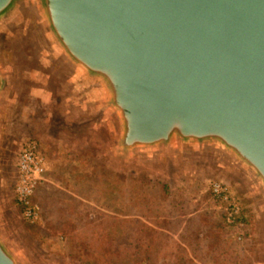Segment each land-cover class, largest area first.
<instances>
[{
    "label": "water",
    "instance_id": "1",
    "mask_svg": "<svg viewBox=\"0 0 264 264\" xmlns=\"http://www.w3.org/2000/svg\"><path fill=\"white\" fill-rule=\"evenodd\" d=\"M24 20L94 95L121 157L221 153L264 198V0H0V144L3 36ZM0 264H28L1 218Z\"/></svg>",
    "mask_w": 264,
    "mask_h": 264
},
{
    "label": "rangeland",
    "instance_id": "2",
    "mask_svg": "<svg viewBox=\"0 0 264 264\" xmlns=\"http://www.w3.org/2000/svg\"><path fill=\"white\" fill-rule=\"evenodd\" d=\"M3 40L13 79L0 144V218L28 264H90V257L73 245L77 235L92 233V240L101 245V231L117 215L110 211L108 199L96 190L100 181L98 185L90 176L96 166L106 174L145 173L154 181L169 183L180 196L173 224L180 231L189 228L191 238L201 234L202 244L195 247L197 254L193 252L198 264H264V198L257 184L237 165L221 153L208 151L121 157L115 149L113 128L98 114L94 95L57 59L36 23L22 21ZM34 141L55 163L54 171L35 193V204L40 207L37 220L43 219L38 227L30 226L37 220L27 216L25 206L17 203L20 200L16 193L19 160ZM87 161L94 162L95 167H88ZM60 168L65 176L55 173ZM216 183H224L233 191L235 202L230 209L237 204L249 217V222L243 224L229 220L230 209L227 214L228 226L243 224L235 235V245L245 251L240 257L224 242L230 236L227 229L221 230V226L227 228L221 216L224 197L215 194ZM170 207L167 203L161 208L172 214ZM129 211L133 212L125 218L133 220L120 224L138 230L141 224L135 221L139 216L134 208ZM164 211L158 213L162 214L158 218L166 221L162 228L166 231L174 221L169 219L171 216L165 217ZM63 215L67 220L62 219ZM69 227L79 231L73 238L64 233ZM159 258L153 262L173 260Z\"/></svg>",
    "mask_w": 264,
    "mask_h": 264
},
{
    "label": "trees",
    "instance_id": "3",
    "mask_svg": "<svg viewBox=\"0 0 264 264\" xmlns=\"http://www.w3.org/2000/svg\"><path fill=\"white\" fill-rule=\"evenodd\" d=\"M43 151V150H42ZM44 152V151H43ZM45 153V152H44ZM96 161V160H95ZM94 166V162L87 161V166ZM92 171L91 175L96 184L100 185L96 190L103 198L108 199L110 203V211L116 213L112 224L106 225L107 228L102 230L104 239L102 244L99 245L92 240V233H81L77 235L75 247H79V252L84 253V256L90 257V264H155L154 259H160L159 257H165L167 260L169 257H173L172 261H166L162 264H198L197 257L198 249L195 250L197 245L201 246V234H197L196 239L191 238L189 228L180 229L177 228L174 219V214L177 213L175 207L179 203L178 198L180 196L175 195L173 187L169 183L154 181L148 174H141L139 176H129L125 173L112 172L110 174L104 173L102 170L97 169ZM63 168L57 169L55 173L58 175H64ZM62 170V173H61ZM86 177H88V170L85 171ZM64 178H60V180ZM92 180L89 177V180ZM229 198H223L224 210L221 211V216L226 224L227 214L232 206L234 199L233 191L228 187ZM212 194V190H211ZM21 204V202H17ZM32 203H38V199L34 195ZM170 204L172 208V214L164 211L161 207L165 204ZM242 204L244 206L245 204ZM23 206H25L22 203ZM23 206H21L23 208ZM26 208V206H25ZM130 208H134L139 218L135 222L141 224L138 230H134L132 226L124 227L120 223L131 222L133 219L125 218L133 211H129ZM242 208L240 215L237 217L238 223H248L249 217ZM24 211V209H23ZM65 211V210H64ZM164 211V216H171L174 222H170L165 228L166 221L158 218L162 214L158 213ZM154 215V216H153ZM163 216V218H165ZM62 219L67 220L63 215ZM43 219L36 221L35 225L30 224L32 227H38ZM240 226L230 227L226 224V227L221 226V230H228V236L224 239L225 244L230 248L234 255L240 257L242 249L241 245H235L237 230L241 229ZM53 224L50 223L49 226ZM218 225V224H217ZM164 226V227H163ZM50 227V228H51ZM219 227V226H218ZM70 228V227H69ZM67 228L64 233L68 238H73L76 235V231L73 228ZM79 232V231H77ZM198 233V231H197ZM178 236V237H177ZM180 238V240H178ZM233 240V241H232ZM194 250V251H193ZM195 252V254L193 253ZM240 264V261L238 262Z\"/></svg>",
    "mask_w": 264,
    "mask_h": 264
},
{
    "label": "built area",
    "instance_id": "4",
    "mask_svg": "<svg viewBox=\"0 0 264 264\" xmlns=\"http://www.w3.org/2000/svg\"><path fill=\"white\" fill-rule=\"evenodd\" d=\"M55 169V163L41 149L40 145L34 141L22 154L17 166L16 193L21 203L26 206V213L33 221L40 216V207L32 203L37 188L40 183L49 177ZM214 192L217 197L229 198V188L224 183H216ZM233 200L232 205H234ZM241 208L235 204L229 211V220L237 221Z\"/></svg>",
    "mask_w": 264,
    "mask_h": 264
},
{
    "label": "crops",
    "instance_id": "5",
    "mask_svg": "<svg viewBox=\"0 0 264 264\" xmlns=\"http://www.w3.org/2000/svg\"><path fill=\"white\" fill-rule=\"evenodd\" d=\"M67 80H69V81L71 82V80H70V79H67ZM67 80H66V81H67Z\"/></svg>",
    "mask_w": 264,
    "mask_h": 264
}]
</instances>
